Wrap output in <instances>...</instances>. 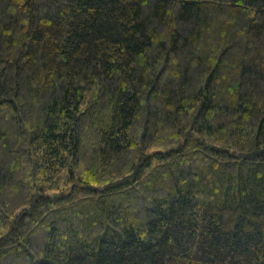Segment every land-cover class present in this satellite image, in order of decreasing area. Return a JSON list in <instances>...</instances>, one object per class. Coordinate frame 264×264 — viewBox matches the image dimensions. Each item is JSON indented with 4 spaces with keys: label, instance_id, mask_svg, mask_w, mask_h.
<instances>
[{
    "label": "trees",
    "instance_id": "16d2710c",
    "mask_svg": "<svg viewBox=\"0 0 264 264\" xmlns=\"http://www.w3.org/2000/svg\"><path fill=\"white\" fill-rule=\"evenodd\" d=\"M0 264H264V0H0Z\"/></svg>",
    "mask_w": 264,
    "mask_h": 264
}]
</instances>
